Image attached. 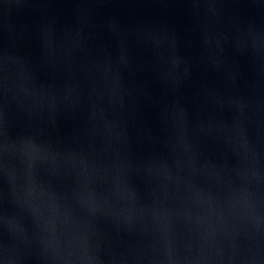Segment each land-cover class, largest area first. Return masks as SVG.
Instances as JSON below:
<instances>
[{
  "label": "water",
  "instance_id": "95a60500",
  "mask_svg": "<svg viewBox=\"0 0 264 264\" xmlns=\"http://www.w3.org/2000/svg\"><path fill=\"white\" fill-rule=\"evenodd\" d=\"M0 264H264V0H0Z\"/></svg>",
  "mask_w": 264,
  "mask_h": 264
}]
</instances>
